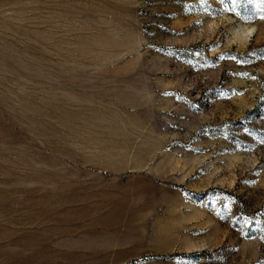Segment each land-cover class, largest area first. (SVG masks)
Returning <instances> with one entry per match:
<instances>
[{"label": "rangeland", "instance_id": "obj_1", "mask_svg": "<svg viewBox=\"0 0 264 264\" xmlns=\"http://www.w3.org/2000/svg\"><path fill=\"white\" fill-rule=\"evenodd\" d=\"M0 264H264V0H0Z\"/></svg>", "mask_w": 264, "mask_h": 264}]
</instances>
